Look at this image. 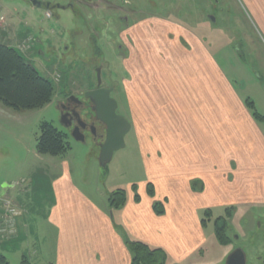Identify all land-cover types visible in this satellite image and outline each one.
Instances as JSON below:
<instances>
[{
    "label": "rangeland",
    "instance_id": "obj_1",
    "mask_svg": "<svg viewBox=\"0 0 264 264\" xmlns=\"http://www.w3.org/2000/svg\"><path fill=\"white\" fill-rule=\"evenodd\" d=\"M40 1L48 8L33 6L30 0H0L1 12L6 17L0 27V42L19 49L55 84L52 100L40 108L15 111L0 104V209L7 205L19 213L13 215V232H5L0 238V252L11 264H21L23 255L32 261L33 251L38 248L52 250L53 232L43 224L38 206L39 201L52 197L50 182L64 168H69L76 186L96 201H105L117 189L132 190V185L138 192L146 180L150 182L133 130L126 133L124 146L115 150L103 167L98 158L104 136L98 139L84 131L83 140H77L72 135L73 129L61 122V105L66 96L82 97V93L91 89L97 80V68L101 86L112 88L116 112L133 121L123 88L125 80L131 78L125 71L126 58L132 57L129 67L135 79L138 77L135 68L140 64L134 57L140 56V36L145 34L134 30L135 24L165 19L170 25H179L199 37L203 35L206 49L224 76L240 97L253 100L264 116L262 0H111V4L99 0ZM123 15L131 20L127 26L121 23ZM173 37L170 34L167 44ZM180 42L184 44L181 37ZM149 109L155 113L154 108H145ZM150 116L153 121L158 118L155 114ZM42 121H49L67 133L70 149L65 154L37 153L36 138ZM257 124L264 135V120H257ZM260 172L255 171L256 176ZM227 179L232 181L233 174L228 173ZM163 199L157 201L162 202L165 214L167 205ZM200 209L197 217L206 221L199 231L203 239L178 246L177 237L168 238V244L156 246L164 251L165 264H225L229 247L216 237L214 222L218 217L229 219L226 239L233 241V234L240 237L235 242L245 247L248 264L260 263L254 256L262 254L264 258V205L246 207L228 203L212 206L210 214ZM21 213L23 216L19 217ZM22 225L40 227L49 236L42 238L36 234L19 240ZM241 225L251 228L252 236ZM185 235L184 240L192 241L190 232ZM162 240L163 237L157 239Z\"/></svg>",
    "mask_w": 264,
    "mask_h": 264
},
{
    "label": "crops",
    "instance_id": "obj_2",
    "mask_svg": "<svg viewBox=\"0 0 264 264\" xmlns=\"http://www.w3.org/2000/svg\"><path fill=\"white\" fill-rule=\"evenodd\" d=\"M169 22L134 25L145 34L140 36V56L134 57L140 64L136 79L129 67L132 57L125 59L131 78L123 90L133 121L123 116L145 158L150 180L145 182L152 184L153 196L141 186L139 201L129 190L125 205L112 208L108 198L96 201L81 191L64 168L50 182L52 197L39 201L43 224L53 232V248L34 250V264H130L125 239L158 246L177 237L178 246H187L203 239L200 208L206 214L222 204H264V135L257 120L206 49L203 35ZM170 34L174 37L167 44ZM143 106L154 108L157 120ZM161 197L166 212L156 214L153 203ZM5 209L7 205L0 209L3 219L9 213ZM20 229L18 239L23 241L49 236L40 227ZM188 232L192 241L182 238Z\"/></svg>",
    "mask_w": 264,
    "mask_h": 264
},
{
    "label": "trees",
    "instance_id": "obj_3",
    "mask_svg": "<svg viewBox=\"0 0 264 264\" xmlns=\"http://www.w3.org/2000/svg\"><path fill=\"white\" fill-rule=\"evenodd\" d=\"M54 93L55 84L50 78L43 76L19 49L0 42V104L3 107L15 111L40 108L52 100ZM244 104L254 119L264 120V116L257 111L253 100L245 98ZM69 149L70 144L67 141L66 132L57 129L49 121L40 123L39 134L36 138L37 153L58 156L65 154ZM131 188L135 201H139L140 196L137 189L134 185ZM146 189L147 194L153 196L154 190L151 183L146 185ZM126 200L125 189H117L108 196L109 205L112 208L124 206ZM153 208L156 214L163 213L162 202L155 201ZM206 214L209 213L206 212ZM203 222L205 225V220ZM228 223V219L223 217H218L214 222L215 234L221 244L229 242L226 239ZM125 244L130 252V264H165V253L161 248L129 238L125 239ZM0 264H11L1 252ZM21 264L34 263L23 255Z\"/></svg>",
    "mask_w": 264,
    "mask_h": 264
},
{
    "label": "water",
    "instance_id": "obj_4",
    "mask_svg": "<svg viewBox=\"0 0 264 264\" xmlns=\"http://www.w3.org/2000/svg\"><path fill=\"white\" fill-rule=\"evenodd\" d=\"M36 7H42L43 4L40 0H30ZM45 8H48L45 6ZM97 88L88 90L84 93L93 104L95 117L98 121L102 122L105 126V135L103 141L100 143L99 150V163L101 166H106L110 161L112 154L115 150L124 146V137L130 130V122L121 114L116 112L117 101L111 97L110 88H102L100 69H96ZM61 122L67 127L65 114H62ZM72 135L77 140H83L81 132L76 128H72ZM234 254H230L225 264H233ZM240 263L244 264V256L240 257Z\"/></svg>",
    "mask_w": 264,
    "mask_h": 264
},
{
    "label": "flooded vegetation",
    "instance_id": "obj_5",
    "mask_svg": "<svg viewBox=\"0 0 264 264\" xmlns=\"http://www.w3.org/2000/svg\"><path fill=\"white\" fill-rule=\"evenodd\" d=\"M99 1L100 2L104 1L109 4L112 3L111 0H99ZM42 7L45 8L44 4ZM120 10L122 11L121 8ZM120 17H123L121 18L122 19L121 23L123 25L127 26L130 24L131 20L129 19L128 15H123ZM100 87L110 88V87H103L101 85ZM95 88H97V80L95 85L91 89H95ZM110 89L112 90V88ZM84 93H82V97H77L72 94L66 96L65 102L61 105L62 114H65L66 122L70 128L76 127L80 132L88 131L92 134L94 138L100 139L102 136L105 135V126L102 122L96 119L93 110V104L87 98L84 97ZM82 112H84L85 115H83ZM259 223L260 222H258L257 225H259ZM240 227L242 228V230L246 231V233H248L249 231L250 235L252 236L251 228H249L247 225H241ZM239 238H240L239 236L233 234V241L225 244L228 245L229 247V252L224 260L225 262L228 256L233 253L234 254L233 262H232L233 264H241L240 257L242 256H244V264H248V256L245 247L235 242V240L239 242ZM254 257L258 262H260L259 264H264V258L262 254H257Z\"/></svg>",
    "mask_w": 264,
    "mask_h": 264
},
{
    "label": "built area",
    "instance_id": "obj_6",
    "mask_svg": "<svg viewBox=\"0 0 264 264\" xmlns=\"http://www.w3.org/2000/svg\"><path fill=\"white\" fill-rule=\"evenodd\" d=\"M5 22H6V17L1 12V9H0V27H2ZM7 211L9 213H8V215H6V218L3 219V218H1V215H0V238H3L5 236L4 235L5 232H9V233L13 232V228H12V227H14L13 215H16L18 213L17 210L13 207H8ZM9 215H12V216L10 217ZM4 224H5V226H4Z\"/></svg>",
    "mask_w": 264,
    "mask_h": 264
}]
</instances>
